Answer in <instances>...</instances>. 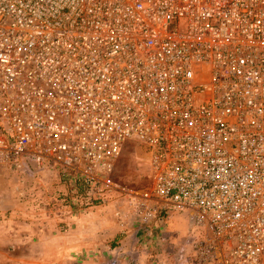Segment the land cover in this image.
I'll return each instance as SVG.
<instances>
[{"label": "built area", "instance_id": "1", "mask_svg": "<svg viewBox=\"0 0 264 264\" xmlns=\"http://www.w3.org/2000/svg\"><path fill=\"white\" fill-rule=\"evenodd\" d=\"M129 143L138 189L112 178ZM0 166L184 216L185 264H264V0H0Z\"/></svg>", "mask_w": 264, "mask_h": 264}, {"label": "rangeland", "instance_id": "2", "mask_svg": "<svg viewBox=\"0 0 264 264\" xmlns=\"http://www.w3.org/2000/svg\"><path fill=\"white\" fill-rule=\"evenodd\" d=\"M184 30L181 22L180 32ZM145 158L140 146L126 144L115 163L113 180L121 188L145 187ZM68 188L47 171L31 175L0 166V264H71L73 257H83L88 252L89 242L104 243V237L107 245L116 241L117 236L110 234L118 221L114 217V205L96 201V207L85 208L73 200ZM40 225L49 231V246L44 250L24 242L26 229ZM146 228L159 230L164 242L169 244L168 228L173 235L181 233L186 228V219L184 216L168 218L150 223ZM77 231L81 234L76 240ZM77 241L87 250L75 249L77 246L72 245Z\"/></svg>", "mask_w": 264, "mask_h": 264}, {"label": "crops", "instance_id": "3", "mask_svg": "<svg viewBox=\"0 0 264 264\" xmlns=\"http://www.w3.org/2000/svg\"><path fill=\"white\" fill-rule=\"evenodd\" d=\"M172 218L174 217L170 219ZM115 223L113 231H110V234L117 236L113 244L107 245L105 241L107 237L103 238L104 243L100 240L91 241L86 247L88 252L83 257L76 255L69 262L71 264H185L183 244L186 228L181 233L175 232V235L170 233L168 228L170 242L166 244L164 236L158 233L159 230L155 232L151 228L148 230L146 227L135 225L130 220ZM48 233L45 226H30L29 230L26 229L24 242L28 246L32 245L41 250L47 249L49 246ZM74 234L77 240L81 232L77 231ZM72 246H77V248H72L78 251L86 249L78 241Z\"/></svg>", "mask_w": 264, "mask_h": 264}]
</instances>
